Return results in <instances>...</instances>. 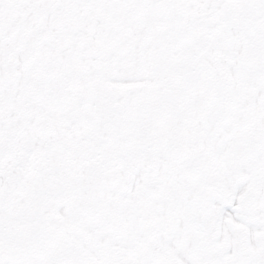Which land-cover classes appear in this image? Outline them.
I'll list each match as a JSON object with an SVG mask.
<instances>
[{
  "label": "bare ground",
  "instance_id": "6f19581e",
  "mask_svg": "<svg viewBox=\"0 0 264 264\" xmlns=\"http://www.w3.org/2000/svg\"><path fill=\"white\" fill-rule=\"evenodd\" d=\"M161 1L36 0L47 6L23 10L14 6L15 0H0V145L5 149L0 157V183L10 181L8 190L1 193L0 223L17 224L2 218L18 212L15 192L22 191V184L10 170L15 150L30 154L26 166L37 165L32 169L37 171L35 177L46 181L44 187L34 189L35 195H29L38 199L31 208L36 214L45 207L59 209L49 206L61 197L58 191L49 190L50 178L75 184L74 195L65 203L75 208L72 218L52 221L54 245L40 247L20 239L18 231L12 234L0 228V264H122L118 257L111 259L107 247L102 248L101 257L94 256V250L82 251L79 244L83 240L74 224L78 220L92 226L98 223L101 227L93 237L106 242L108 237L99 233L115 224L94 213L97 203L106 195L114 196L117 189L107 186L104 166L91 169L94 150H85L84 143L103 142L104 129L132 119L144 126L126 150L125 164L139 169L128 180V172L121 171L120 176H126L122 182L127 184L131 178L146 182L143 162L147 152L155 151L160 178L146 184L169 187L168 222H174L173 214L175 222H181L177 203L194 192L183 173L198 164L201 173L219 168L214 175L215 195L223 203L216 202L203 221L208 232L206 246L234 249L238 240L247 239L252 248L254 238L264 237V92L258 93L253 86L264 82V0H258L261 7L252 12L243 6L248 0H204L202 5L200 0H169L171 12L161 20L162 30H157L149 17L157 19L152 9ZM251 31H255L249 36L255 48L261 49L257 65L245 50L242 56L248 73L240 75L241 100L229 118L218 114L219 106L214 114L208 104L215 102L218 92L223 96L232 93L231 77L237 80L234 70L224 64L230 53L224 51V42ZM157 40L163 45L151 51ZM246 42L243 38L245 47ZM190 87L201 88L203 106L188 105L185 110L177 108L175 116H159V102L165 94L187 95ZM17 135L24 140L15 145ZM109 136L122 144L114 132ZM210 139H215L211 144L218 154L212 159ZM222 163L226 172L220 169ZM250 191L255 228L246 226L244 220L250 219L243 220L235 210L237 201ZM28 205L23 201L32 217L27 222L34 227L41 222L33 218L35 213ZM133 224L130 221L127 226L133 228ZM168 224L162 223L155 232L167 228L185 244V229ZM163 251L175 261L183 260L170 249ZM129 253L144 263L149 261L140 250Z\"/></svg>",
  "mask_w": 264,
  "mask_h": 264
},
{
  "label": "rangeland",
  "instance_id": "374dc122",
  "mask_svg": "<svg viewBox=\"0 0 264 264\" xmlns=\"http://www.w3.org/2000/svg\"><path fill=\"white\" fill-rule=\"evenodd\" d=\"M168 2L169 0H163L158 7H155V10L152 9L154 16L158 15V18L154 20L149 17V19H151L149 23L151 26L156 25L157 30H162L163 22H160L164 16L169 15L171 12V7ZM187 4L188 2L185 1L183 6L186 8ZM200 4H204V0H200L199 5ZM254 35V32L248 36L247 33L240 34L229 42H224V51L230 52L228 57L223 59L224 64L227 66L228 70H234L237 80L239 78L241 79V74L248 73L244 68H242L240 72L238 66V61L242 54L238 55L237 52L241 51L242 53L245 48L243 38L248 39V42H246L247 44H245L248 50L254 51V58L258 57L260 53L261 49L255 48L253 40L250 38ZM162 45L163 44L157 40L151 51H156ZM236 58L238 59L237 63ZM223 73L222 77H225V72L223 71ZM208 75H212V73L210 72ZM231 79L233 80L232 93L223 96L218 92V97L215 102L208 104L211 110L214 108V110H216L219 106L221 110L218 114H222L228 118L233 113L235 104L237 105L240 102L243 94V88L241 90L237 89V80L235 81L232 77ZM209 91L206 93L208 96ZM234 96H236V98ZM205 103V94H203L200 87H192L187 95H183L180 92L168 93L160 99L159 116H175V110L177 108L185 110L188 105L203 106ZM214 112L215 111L212 113ZM129 113L125 114L128 115ZM152 117L153 120L157 118L155 115ZM228 122L229 121H226V124ZM143 126L144 123L141 124V122H136L133 119L127 124L120 122L114 128L104 129L102 136L105 141H99L97 144L90 142L84 143L85 150H94L91 169L94 170V168H98L99 165L102 167L104 166L107 186L116 188L117 191L114 196L112 195L109 197L106 195L104 200H100L97 203L98 208L94 213L98 219L104 220L108 218L112 221L109 223L115 224L114 227L111 228L103 227L102 232L99 233L101 237H108L106 242H103L101 238L93 237L94 231L101 227L98 223L96 226H92L83 220H78L74 224L79 229L80 238L83 240V242L79 244L81 250H94V256L101 257L103 254L102 248L107 247L110 250L111 259L116 260L115 258L118 257L122 264H264V237L261 238L258 236L254 238L255 247L252 246V248L247 245V239L235 241L234 249L214 247L212 245L206 246L207 242H205V236L208 235V232H206L204 228L203 221L208 218L207 214L209 215L217 200L215 194L218 192V188L214 183V175L218 172L219 168L217 170L213 168L210 169L212 172L201 173L200 165L198 164L194 165V168H190L183 173L187 180H191L189 189H192L194 192L189 193L183 200L180 199L179 203H177V208L183 216L181 217L183 218L181 222H175V214L172 216L174 222H168V217L171 214L169 209L171 204L169 205L168 201L169 187L146 184V182L156 183L160 178L156 174V171L159 169V160H154L155 151L147 152L143 162L146 182L137 180L136 178H131V182L127 184L121 181L122 177H126L120 176L121 171L125 173L128 172V180L131 174L139 169L127 166L125 164L126 159L124 155L127 154L126 150L135 144L133 141L134 137L138 135L139 129ZM221 130L220 134H222ZM113 132L115 135H118V140L122 143L121 145H117L116 141L109 136V134ZM22 138V135H17L13 144L17 145L18 140ZM214 140L215 139H210L208 144H211ZM97 145H99V147ZM34 146L37 147L38 144ZM209 146H211L209 156L212 159L214 155L218 154L212 144ZM3 149L4 147L0 145L1 158L5 153V149ZM40 150L42 152L41 154H43L44 150H47V148L46 146L41 147ZM12 156L14 159L11 160L10 170L15 174V177H17L15 181H20L22 184V191L15 192L16 198L19 199V203H17L16 206L18 212L14 215L2 216V218L14 220L17 224L3 226L0 223V228L12 234L18 231V237L20 239L34 241L39 243L40 247L54 245L56 241L52 233L55 231V228L52 221L55 220L62 223L72 218L70 213L74 211L75 208L73 205L66 206L65 203L68 200L66 198H71L74 195L75 184L73 182H62L61 184V182L50 178L53 184L49 190L58 191L61 197L50 202L49 206L57 205L59 209L54 210L53 208L47 209L45 207L39 211V214H36V209L32 210L31 208H33L38 199H34L31 196L29 197V195H35L37 191L34 189L44 187L46 181L43 178L35 177L37 171H33L32 169H36L37 165L32 163L33 165L30 166V168L26 166L31 158L30 154L25 153L19 148L14 151ZM50 156L51 154H49L48 157L46 156V165L49 163ZM105 159L106 163L104 162ZM226 161L227 160H224L223 163L225 164ZM224 164L220 166V169L226 172L227 166H224ZM9 184L10 181L8 182L6 179L4 182L0 183L1 210L3 208L1 193L3 194V192L8 190ZM122 184L125 186V189H123ZM250 194L251 191L247 196H250ZM247 196L244 198L247 199ZM25 200L29 204L28 208L35 213L33 218L41 222L39 224H34V227L30 225V222H27L28 220L30 221L32 217L28 215L27 208L23 207V201L25 202ZM235 210L236 212L238 211V215L243 220L247 218L250 219L244 220L246 226L253 228L257 226L255 224L252 225V222L255 223V216L251 213V209H242L238 206L237 202ZM37 215L38 217L36 218L35 216ZM130 221L135 222L133 228L127 226ZM162 223H170L172 227H183L185 232L182 233L186 235V243L183 244L181 237L177 235L174 236L167 228H164L163 231L155 232L157 227ZM122 225H124V227H121ZM165 248L174 251L176 256L179 258L181 257L183 260L178 262L169 258L164 254L163 250ZM133 250H140L145 256V259L149 261L144 263L140 258L138 259L135 256L131 257L129 251ZM72 255L73 254H70L69 257H74Z\"/></svg>",
  "mask_w": 264,
  "mask_h": 264
},
{
  "label": "snow or ice",
  "instance_id": "6c2138e0",
  "mask_svg": "<svg viewBox=\"0 0 264 264\" xmlns=\"http://www.w3.org/2000/svg\"><path fill=\"white\" fill-rule=\"evenodd\" d=\"M2 6L3 5H0V7H2ZM14 6L18 9L26 10V9H29V8H32L35 6L45 7L47 5L44 3L37 4L36 0H15ZM209 6L219 8L221 5L220 4H210ZM243 6L246 7L247 9H249L250 12L258 11L261 7L258 3V0H248V3L244 4ZM253 86L257 88L258 93L264 92V82L258 81ZM23 255H24V253L21 252V256H23Z\"/></svg>",
  "mask_w": 264,
  "mask_h": 264
},
{
  "label": "water",
  "instance_id": "95a60500",
  "mask_svg": "<svg viewBox=\"0 0 264 264\" xmlns=\"http://www.w3.org/2000/svg\"><path fill=\"white\" fill-rule=\"evenodd\" d=\"M241 206L243 208H247L250 205V201L249 200H241Z\"/></svg>",
  "mask_w": 264,
  "mask_h": 264
},
{
  "label": "flooded vegetation",
  "instance_id": "af4514ba",
  "mask_svg": "<svg viewBox=\"0 0 264 264\" xmlns=\"http://www.w3.org/2000/svg\"><path fill=\"white\" fill-rule=\"evenodd\" d=\"M156 17L158 18V15H156Z\"/></svg>",
  "mask_w": 264,
  "mask_h": 264
}]
</instances>
